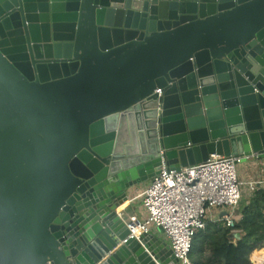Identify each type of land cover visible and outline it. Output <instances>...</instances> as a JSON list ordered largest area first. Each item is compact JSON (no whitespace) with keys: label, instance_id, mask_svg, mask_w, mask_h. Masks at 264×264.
<instances>
[{"label":"water","instance_id":"water-1","mask_svg":"<svg viewBox=\"0 0 264 264\" xmlns=\"http://www.w3.org/2000/svg\"><path fill=\"white\" fill-rule=\"evenodd\" d=\"M210 155L264 158V0H0V264H178L119 209Z\"/></svg>","mask_w":264,"mask_h":264},{"label":"built area","instance_id":"built-area-1","mask_svg":"<svg viewBox=\"0 0 264 264\" xmlns=\"http://www.w3.org/2000/svg\"><path fill=\"white\" fill-rule=\"evenodd\" d=\"M154 93L160 95L161 90ZM239 163L240 157L210 155L205 162L178 170L162 166L140 195L146 218L130 216L123 220L128 231L124 242L138 239L150 227H160L178 264H192V239L207 222H220L229 232H241L237 229L242 198V183L236 171ZM257 189H264V180L249 184V195ZM212 209L215 213L210 212ZM262 250L253 256L262 255ZM252 264L258 263L255 260Z\"/></svg>","mask_w":264,"mask_h":264},{"label":"trees","instance_id":"trees-1","mask_svg":"<svg viewBox=\"0 0 264 264\" xmlns=\"http://www.w3.org/2000/svg\"><path fill=\"white\" fill-rule=\"evenodd\" d=\"M238 215L241 241L229 243L226 237L230 232L222 223L207 222L192 239L189 252L192 264H252L253 253L264 249V189L242 197Z\"/></svg>","mask_w":264,"mask_h":264},{"label":"crops","instance_id":"crops-1","mask_svg":"<svg viewBox=\"0 0 264 264\" xmlns=\"http://www.w3.org/2000/svg\"><path fill=\"white\" fill-rule=\"evenodd\" d=\"M238 173L240 181L242 183V186L244 188V191L242 193V197L249 196L248 193V185L252 183H260L263 181V175H264V158H256L255 156H251L247 159L245 162H240L237 166ZM151 179L146 181L145 183L140 184L130 195L128 200L120 207L119 210H122V218L123 220H127L130 216H135L138 220H143L146 218V212L141 204L140 195L145 190V188L149 185ZM260 185L257 186V188ZM150 231L153 233L154 237L160 240H163L167 242L169 245V242L164 234H159L157 231V228L150 227ZM264 250V249H263ZM262 250V251H263ZM257 255V254H255ZM255 255L252 257V262L255 260L258 264H262L264 261V258L262 259V256ZM264 264V263H263Z\"/></svg>","mask_w":264,"mask_h":264},{"label":"rangeland","instance_id":"rangeland-1","mask_svg":"<svg viewBox=\"0 0 264 264\" xmlns=\"http://www.w3.org/2000/svg\"><path fill=\"white\" fill-rule=\"evenodd\" d=\"M237 166H238V164H237ZM236 166V171H237V175H238V177H239V173H238V167ZM239 180H240V178H239ZM241 190H242V193H243V191H244V188H243V186H241ZM211 213H215V210L214 209H212L211 211H210ZM234 247V246H233ZM254 254V253H253ZM259 256V255H258ZM260 256H262L261 258L263 259L264 258V251L262 252V255H260ZM255 257H257V256H255ZM264 263V261L262 262V264Z\"/></svg>","mask_w":264,"mask_h":264}]
</instances>
